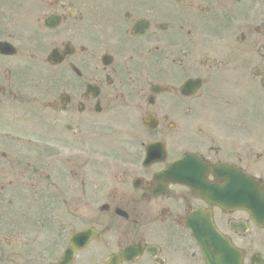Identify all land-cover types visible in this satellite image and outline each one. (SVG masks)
Wrapping results in <instances>:
<instances>
[{
    "label": "flooded vegetation",
    "instance_id": "1",
    "mask_svg": "<svg viewBox=\"0 0 264 264\" xmlns=\"http://www.w3.org/2000/svg\"><path fill=\"white\" fill-rule=\"evenodd\" d=\"M252 192L264 0H0V264H264Z\"/></svg>",
    "mask_w": 264,
    "mask_h": 264
},
{
    "label": "water",
    "instance_id": "2",
    "mask_svg": "<svg viewBox=\"0 0 264 264\" xmlns=\"http://www.w3.org/2000/svg\"><path fill=\"white\" fill-rule=\"evenodd\" d=\"M252 204H253V201H252ZM253 212V211H252ZM255 212V211H254ZM256 212H258V210H256ZM256 212H255V214H256Z\"/></svg>",
    "mask_w": 264,
    "mask_h": 264
}]
</instances>
